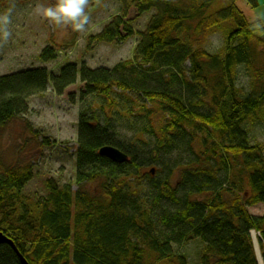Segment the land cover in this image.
Instances as JSON below:
<instances>
[{
    "label": "trees",
    "instance_id": "trees-1",
    "mask_svg": "<svg viewBox=\"0 0 264 264\" xmlns=\"http://www.w3.org/2000/svg\"><path fill=\"white\" fill-rule=\"evenodd\" d=\"M215 1L202 0L196 6L191 0H136L139 14L156 10L145 31L136 32L119 16L91 37L94 42L108 43L140 35L135 59L113 69L79 70L70 65L59 74L33 68L0 76V127L27 114L29 98L46 92L50 83L57 94L63 95L76 83L80 72L89 93L107 95L116 86L122 91H142L148 100L164 106L171 116L164 129L176 131L170 137L172 143L183 138L190 144L193 139L184 132V126L194 121L224 139L222 143H209V158L214 163L208 170L212 172L209 178L217 169L225 171V177L216 182L204 180L208 198L190 206L186 199L162 226L146 209L130 214L125 203L137 200L119 187L121 176L125 180L136 176L130 168L136 165L138 149L129 151L116 140L112 127L82 114L78 123L77 181L98 182L101 196L110 197L108 203L81 189L74 193L71 185L60 188L53 179L46 182L47 196L30 198L23 189L34 176L32 164L6 167L0 175V232L14 242L28 264H159L162 260L188 264L185 255L174 252L173 243L194 238H201L205 245L201 264H258L252 231L259 233L264 256V217L248 210L264 202V150L262 145L250 142L244 129L250 119H258V115L264 119V20L249 22L236 4L210 11ZM248 1L254 8L259 6V0ZM226 20L234 21L236 28L228 37L224 57L199 50L202 36ZM236 39L242 42L235 45ZM56 56L53 47H46L41 54L44 61ZM135 61L149 64L150 70H168L171 83L160 88L138 83L139 87L118 76L126 68L133 69ZM244 63L253 67L255 82L253 90L239 98L233 73ZM158 80L163 81L162 77ZM183 87L189 92L197 88L193 93L208 89L215 111H194L188 103L194 96L184 97ZM44 144L50 145V140L44 138ZM108 145L126 153L129 161L120 164L100 155V149ZM200 182L188 184L202 192ZM154 186L160 187L159 183ZM161 194L179 201L174 189L161 190ZM0 264L24 263L12 245L1 243Z\"/></svg>",
    "mask_w": 264,
    "mask_h": 264
},
{
    "label": "rangeland",
    "instance_id": "rangeland-1",
    "mask_svg": "<svg viewBox=\"0 0 264 264\" xmlns=\"http://www.w3.org/2000/svg\"><path fill=\"white\" fill-rule=\"evenodd\" d=\"M191 1L198 6L202 0ZM56 3L58 0H0V76L33 68H47L52 74H59L64 67L70 65H76L79 70L82 67L93 70L113 69L135 59L140 35L108 43L94 42L91 37L99 34L119 16L124 17L136 32L145 31L156 14L155 9L139 14L136 0L87 2L89 22L85 30L77 31L71 24L57 25L42 14L44 8ZM229 4H236L253 24L264 20V0H259L256 8L248 0H216L210 11L222 9ZM235 28L234 21L220 22L207 35L202 36L204 39L197 44L198 49L224 57L229 46L228 37ZM5 33L8 35L5 36ZM241 42L242 40L236 39L234 44ZM46 47H53L56 51L54 60L44 61L41 58ZM134 63L133 69L126 68L118 76L139 87L145 85L160 88L171 83L172 80L167 77L170 74L168 70H150L149 64L139 61ZM186 68H190L188 62ZM233 75L234 91L239 98H245L254 88L253 67L240 64ZM158 77H162L161 83ZM86 85L80 72L76 83L66 88L63 95L57 94L53 83H50L46 92L29 98L27 114L0 127V175L6 167L32 164L34 176L23 189V193L30 198L41 199L47 196L46 182L53 179L60 188L71 185L74 193L81 189L101 198L103 203L110 201V197L101 196L98 182L79 184L77 181L78 123L84 113L93 117L94 122L112 127L110 131L116 140L129 151L135 148L139 151L136 165L130 168L136 176L128 180L123 176L118 179L121 182L119 187L132 193L137 200L125 203L130 214L146 209L158 225L160 222L164 226L185 205L186 199L187 206L192 202L199 204L205 201L208 198L205 193L207 183L225 177L226 172L217 169L213 170V176L209 178V173L212 172L208 169L214 163L209 158V143H217V140L222 143L224 140L212 128L199 126L194 121L184 126V132L193 141L187 144V141H183L186 139L179 138L172 143L170 137L176 131L164 129L170 121V114L164 106L148 100L142 91H122L114 86L109 94L103 95L89 93ZM179 86L180 84L175 89ZM183 88L184 97L194 96L192 103L188 101L194 111H215L211 106L208 89L199 88L200 91L193 93L197 88L190 92ZM244 129L250 136V142L262 145L264 150V119L258 115V119H250L244 124ZM44 138L50 140V145L44 144ZM170 147L174 150L171 151ZM151 169L156 170L151 173ZM187 173L204 176L197 178L189 174L185 177ZM204 180L207 181L206 185ZM189 181H201L199 186L202 192L192 188ZM158 183L159 188L154 186ZM165 189L176 190L179 201L161 194V190ZM248 210L257 217H264V202L249 206ZM252 236L258 241V232L252 231ZM173 250L178 255H185L188 264H201L205 245L201 238L187 239L180 244L173 243ZM257 255L258 264H264L260 247ZM159 264H168V261L162 260Z\"/></svg>",
    "mask_w": 264,
    "mask_h": 264
},
{
    "label": "clouds",
    "instance_id": "clouds-1",
    "mask_svg": "<svg viewBox=\"0 0 264 264\" xmlns=\"http://www.w3.org/2000/svg\"><path fill=\"white\" fill-rule=\"evenodd\" d=\"M86 5L87 0H58L54 6L44 8L42 14L57 25L71 24L75 30L82 31L89 22Z\"/></svg>",
    "mask_w": 264,
    "mask_h": 264
},
{
    "label": "water",
    "instance_id": "water-1",
    "mask_svg": "<svg viewBox=\"0 0 264 264\" xmlns=\"http://www.w3.org/2000/svg\"><path fill=\"white\" fill-rule=\"evenodd\" d=\"M99 153H100V155L105 156V157L109 158L110 160H112L113 162H116V163L122 164V163L129 161V156L114 146H109V145L104 146L100 149ZM154 172H155V170L153 169L152 173H154ZM1 243H8V244L12 245L16 249L18 255L20 256V258L22 260V262L24 264H28L25 257H23L20 254V252L18 251V249L16 248L14 242L10 238H8L3 232H0V244Z\"/></svg>",
    "mask_w": 264,
    "mask_h": 264
},
{
    "label": "bare ground",
    "instance_id": "bare-ground-1",
    "mask_svg": "<svg viewBox=\"0 0 264 264\" xmlns=\"http://www.w3.org/2000/svg\"><path fill=\"white\" fill-rule=\"evenodd\" d=\"M256 232V231H255ZM254 238V237H253ZM259 240V239H258ZM254 242H255V251H256V255H257V251L259 252V247H260V244H259V241H256L254 239ZM256 242H257V247H256ZM259 245V246H258ZM261 249V247H260ZM261 253H262V250H261ZM260 255V254H259ZM263 255V254H262ZM257 258H258V255H257ZM262 258V257H261ZM262 264V263H261Z\"/></svg>",
    "mask_w": 264,
    "mask_h": 264
}]
</instances>
